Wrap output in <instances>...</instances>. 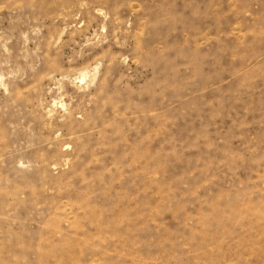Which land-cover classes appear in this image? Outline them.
I'll use <instances>...</instances> for the list:
<instances>
[{"label": "rangeland", "instance_id": "374dc122", "mask_svg": "<svg viewBox=\"0 0 264 264\" xmlns=\"http://www.w3.org/2000/svg\"><path fill=\"white\" fill-rule=\"evenodd\" d=\"M0 264H264V0H0Z\"/></svg>", "mask_w": 264, "mask_h": 264}]
</instances>
